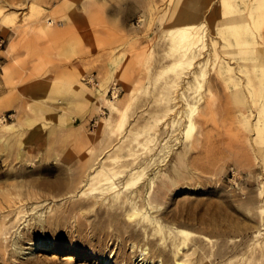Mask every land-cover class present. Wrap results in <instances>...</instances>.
<instances>
[{
  "label": "rangeland",
  "instance_id": "1",
  "mask_svg": "<svg viewBox=\"0 0 264 264\" xmlns=\"http://www.w3.org/2000/svg\"><path fill=\"white\" fill-rule=\"evenodd\" d=\"M167 5V0H0V23L17 16L19 26L16 34L10 25H0L5 41L0 50V113L5 123L0 127L16 131L0 130L5 136L0 150L10 140L21 139L30 159L25 166L19 161L14 165L27 182L24 190L41 195L28 202L29 210L36 201L41 204L9 235V244H4L9 252L0 256V264H143L140 260L147 254L152 264L162 260L158 240L150 244L143 229L130 224L128 208L110 206L78 183L95 156L116 140V135L106 137L96 146L82 141V134L93 139L110 116L107 106L94 100L101 85L108 84V99L113 98V87L120 89L119 100L131 99L134 126L174 105L165 100L168 95L162 89L168 77L156 80L169 64L168 42L162 39ZM10 46L13 50L5 53ZM122 54L125 58L115 61ZM12 58L19 64L5 75ZM76 75L83 76L85 91L73 88ZM90 77L93 83L88 85L85 79L91 82ZM210 86L214 94L208 102L216 104L210 108L204 134L193 135L199 140L196 148L177 162L182 171L196 174L180 183L189 188L160 199L162 209L156 215L168 226L215 241L213 247L201 243L209 254L206 264H236L237 254L241 258L244 251L256 250L261 240L257 232L264 234V167L252 145L254 133L235 116L236 104L226 88L216 80ZM52 90L54 100H44ZM165 134L163 128L160 140ZM184 144L176 150L185 151ZM6 170L0 161L2 180ZM12 243L18 244L17 253ZM39 243L43 245L37 248ZM148 243L150 250L142 252ZM168 264H175L172 255Z\"/></svg>",
  "mask_w": 264,
  "mask_h": 264
},
{
  "label": "bare ground",
  "instance_id": "2",
  "mask_svg": "<svg viewBox=\"0 0 264 264\" xmlns=\"http://www.w3.org/2000/svg\"><path fill=\"white\" fill-rule=\"evenodd\" d=\"M167 4L164 17L161 18L162 39L168 42L165 57L169 64L161 69L156 80L158 77H168L162 89L168 95L165 100L168 103L173 101L174 105L149 114L144 118L143 124L134 126L129 117L131 99L119 100L120 89L114 87L113 98L108 99L109 86L101 85L98 97L95 96L94 100L106 105L110 116L101 120V127L93 139L82 134V141L96 146V141L105 140L106 137L116 135V140L108 142L105 151L95 156L82 180L77 183L82 187H89L91 193H98L110 206L128 208L126 216L130 224L142 228L143 236L150 244L151 239L158 240L160 247L156 251L159 260H162L157 263L168 264L172 255L175 264H206L209 254L205 255L208 251L201 243L213 247L215 241L168 226L156 214L162 209L160 199L189 188L182 187L183 184L180 186V183L186 176L196 174L192 170L182 171L178 163L181 164L191 149L196 148L199 140H193V135L204 134L203 129L210 119V108L216 104L208 102L214 94L213 87L210 86L214 80L226 88L228 98L236 104L235 116L243 123V128L254 133L252 145L260 155V164L264 167V0H218L219 7L215 9L214 0H167ZM17 18L11 16L0 25H10L18 34ZM11 50L12 46L5 53H10ZM123 58L125 54L115 61L119 60V63ZM11 60V66L4 68L5 75H9L19 64L16 59ZM90 80L93 83V77ZM82 81V75H76L71 80L77 92L85 91ZM50 93L54 95L56 92L47 91L44 100H54ZM132 93L133 91H129V96ZM173 94L176 97L172 98ZM0 123H5L3 113H0ZM163 128L166 136L160 140ZM3 129L16 132L8 125H1L0 130ZM4 137L0 134V142ZM183 142L186 149L178 152L179 149H176ZM23 144L21 139L13 142L10 140L0 150V161L5 163L8 174L5 180L0 178V256L3 257L9 252L4 245L10 239L9 235L18 226L20 228L26 216L37 211L41 204L36 201L29 210L28 202L40 200L41 195L24 190L27 182L14 165L19 161L25 166L30 159V155L23 151ZM126 161L131 162L125 163ZM59 184H55L56 192L62 189ZM263 192L264 190L261 194ZM42 215L43 213L39 215L41 219ZM40 222L39 219L38 223ZM256 238L258 241L262 240L255 244L256 250H251V254L248 253L250 249L244 251L239 259L237 254L236 264H264V234L259 231ZM150 244L145 245L142 252L149 251L147 246ZM41 245L43 243L35 244L37 248ZM12 246L13 250L11 246L9 249L17 253L18 244L12 243ZM197 254L200 256L195 259ZM143 256L140 260L143 264L154 263L148 254ZM233 263L235 264L228 261L226 264Z\"/></svg>",
  "mask_w": 264,
  "mask_h": 264
},
{
  "label": "built area",
  "instance_id": "3",
  "mask_svg": "<svg viewBox=\"0 0 264 264\" xmlns=\"http://www.w3.org/2000/svg\"><path fill=\"white\" fill-rule=\"evenodd\" d=\"M4 40H2V38H0V50L3 48L4 46ZM85 82H87L88 85H91V82L87 79H85ZM96 84V81L94 82ZM97 85V84H96ZM112 96H113V89H112Z\"/></svg>",
  "mask_w": 264,
  "mask_h": 264
}]
</instances>
